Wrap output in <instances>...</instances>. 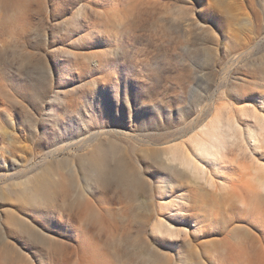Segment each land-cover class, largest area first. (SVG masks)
I'll return each instance as SVG.
<instances>
[{
	"label": "rangeland",
	"instance_id": "obj_1",
	"mask_svg": "<svg viewBox=\"0 0 264 264\" xmlns=\"http://www.w3.org/2000/svg\"><path fill=\"white\" fill-rule=\"evenodd\" d=\"M251 105L264 0H0V264H264ZM230 107L217 188L172 170Z\"/></svg>",
	"mask_w": 264,
	"mask_h": 264
},
{
	"label": "bare ground",
	"instance_id": "obj_2",
	"mask_svg": "<svg viewBox=\"0 0 264 264\" xmlns=\"http://www.w3.org/2000/svg\"><path fill=\"white\" fill-rule=\"evenodd\" d=\"M234 111L237 109L228 108L226 121H222L218 115H215L212 123L209 126H202L185 146H173L171 156L167 159L175 165L170 168L188 172L194 178L204 180L213 189L217 188L213 185L212 179H206V176L210 174L208 172L213 171L214 176L219 174L217 177L221 178V174L226 172L228 146L243 142V130L235 120ZM246 111L249 112L247 115L250 118L239 117V120L254 124V127L248 130L247 138L252 147L260 148L264 139V114L252 105L240 108L237 114H245ZM219 185L222 187L221 183ZM260 187L264 190V181L260 182ZM20 191L23 196L26 195L25 189ZM248 264L255 263L248 262Z\"/></svg>",
	"mask_w": 264,
	"mask_h": 264
}]
</instances>
